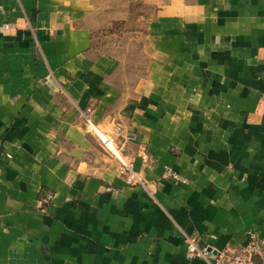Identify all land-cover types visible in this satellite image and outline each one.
I'll list each match as a JSON object with an SVG mask.
<instances>
[{"label": "crops", "instance_id": "crops-1", "mask_svg": "<svg viewBox=\"0 0 264 264\" xmlns=\"http://www.w3.org/2000/svg\"><path fill=\"white\" fill-rule=\"evenodd\" d=\"M135 2L0 0V264H205L184 234L264 235V0Z\"/></svg>", "mask_w": 264, "mask_h": 264}, {"label": "built area", "instance_id": "built-area-1", "mask_svg": "<svg viewBox=\"0 0 264 264\" xmlns=\"http://www.w3.org/2000/svg\"><path fill=\"white\" fill-rule=\"evenodd\" d=\"M89 126L98 134L102 144L107 147L120 162V172L129 183L138 181L133 161L124 157L114 146L109 134L98 132L89 121ZM176 177V175H174ZM185 253L188 260L196 257L203 259L205 264H264V235L249 231L246 239L238 247H221L212 251L211 247L198 241L195 235L184 234Z\"/></svg>", "mask_w": 264, "mask_h": 264}, {"label": "rangeland", "instance_id": "rangeland-1", "mask_svg": "<svg viewBox=\"0 0 264 264\" xmlns=\"http://www.w3.org/2000/svg\"><path fill=\"white\" fill-rule=\"evenodd\" d=\"M131 4H132L131 9H133V8L134 9H138V10H140V9H146L147 10L148 9V7H146V6L144 7L140 3H136L135 0H131ZM129 30H131V28L124 29L123 31H120V29H111V28L97 29V30L93 31L94 41L96 42V45L98 47H101L104 50L106 49V50L110 51V49L112 47H114L112 50H115L116 48H119V50H116V52H120L121 51L122 54H125V55L127 54L128 56H130V58H135L137 56V54H136V50L137 49H132V48L137 46V42L138 41L135 40L136 37L134 35H132L131 33H128ZM126 49H128V51H126ZM122 50H124V51H122ZM139 53H140V50H139ZM86 120H87V116H86ZM87 124H88V122H87ZM88 129L92 130L98 136V134L96 133V131L93 128H91L89 126ZM174 175H176V177ZM165 176L174 177L175 179H178L180 181H185L184 177L175 174L173 171H166L164 173V177Z\"/></svg>", "mask_w": 264, "mask_h": 264}, {"label": "bare ground", "instance_id": "bare-ground-1", "mask_svg": "<svg viewBox=\"0 0 264 264\" xmlns=\"http://www.w3.org/2000/svg\"><path fill=\"white\" fill-rule=\"evenodd\" d=\"M97 130V129H96ZM98 132H100L99 130H97Z\"/></svg>", "mask_w": 264, "mask_h": 264}]
</instances>
